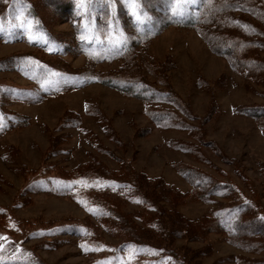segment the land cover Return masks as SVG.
<instances>
[{
	"label": "rangeland",
	"instance_id": "obj_1",
	"mask_svg": "<svg viewBox=\"0 0 264 264\" xmlns=\"http://www.w3.org/2000/svg\"><path fill=\"white\" fill-rule=\"evenodd\" d=\"M140 1L133 7L129 0H116L125 16L142 29L158 28L167 17H175V21L185 18L200 4L180 8L181 15H175L176 5L170 0H157L148 6V2L142 6ZM116 2L74 0L70 24L56 19L53 10L43 8L45 3L41 0L38 9L45 25L53 31L50 39L39 28L34 31L30 19L16 21L21 22L22 39L8 41L0 36V103L3 98L12 101L7 110L0 105V123L4 125L0 130V173L5 176V181L0 183V237H7L0 241L4 248L0 252L3 264H134L137 253H147L145 249L123 244L124 240L133 238L94 221L88 216V208L78 199L56 196L51 184L35 182L34 177L45 174L48 163L70 170L86 160L99 159L109 167H116L115 156L134 157L133 164L138 170L154 177L162 176L184 191L190 192L199 184L196 186H200L203 200L194 198L190 192L179 206L188 218L212 210L231 233L240 211L245 208L238 205L240 199L251 197L258 206L257 214L264 219V129L252 117L236 110V106L264 103L263 87L250 82L245 72L211 50L197 31L171 25L154 39L149 55H152L151 60L156 56L166 59L167 55H174L177 65L169 71V77L173 89L190 101L187 116L182 112L186 124L190 125L187 128H194L201 117L210 115L205 122L207 136L202 129L198 135L190 134L171 119L168 124L153 123L144 113L140 97L81 74L94 66L88 64V68L83 69L86 58L80 53L46 62L34 52L31 46L34 41L56 49L58 41H71L76 35L81 50L108 61L122 48L125 37L124 15H120L122 18L113 15ZM134 11L143 23L137 22ZM116 41L121 42L118 49L113 47ZM5 58H12L11 64H3ZM119 64L112 62L95 67L110 71ZM223 76L226 84L219 87L215 83ZM200 78L205 80L204 84ZM208 84L213 86L207 87ZM211 87L217 106L209 114ZM132 89L151 102H171L170 98L144 85ZM91 102H97L113 119L124 144L112 139L104 123L85 111L86 104ZM69 109L81 115L79 124L62 121L61 116ZM13 111L23 114L28 124L17 125L11 115ZM63 132L70 134L60 150L56 154L50 152L51 137ZM201 136H204V145L193 146L196 150L193 154L182 149V143L173 141L194 142ZM211 139L218 141L224 150L223 157L211 149L212 143L208 142ZM98 140L107 149L97 146ZM185 148L192 149L189 144ZM179 161L196 166L197 171L181 173L173 166ZM224 182L234 183L235 191L230 192L223 186ZM31 183H36L35 192L30 191ZM44 188L51 191L50 194L38 191ZM115 201L121 203L125 212L138 210L136 205L120 199ZM113 221L120 226L117 220ZM254 222L252 219L243 232L231 239L215 233L209 234L206 241L186 236L176 239L174 246H168L180 252L183 259L188 260L186 264H253V261L264 264V240L260 238L261 244L256 246L250 237L260 230L250 232ZM141 241L153 243L149 238ZM82 245L96 250L85 251ZM164 245L167 247L166 243ZM147 258L148 255H142L139 260L148 263L150 258Z\"/></svg>",
	"mask_w": 264,
	"mask_h": 264
},
{
	"label": "trees",
	"instance_id": "obj_2",
	"mask_svg": "<svg viewBox=\"0 0 264 264\" xmlns=\"http://www.w3.org/2000/svg\"><path fill=\"white\" fill-rule=\"evenodd\" d=\"M39 2L41 0H0L1 38L4 37L8 41L13 38L22 39L23 28L20 25L21 22L16 23V21L26 22L27 19H30L33 23L34 31H36L37 27V30L39 28L40 32L47 34L50 39L53 31L43 21L38 9ZM42 2L45 3L43 4L44 9L54 11L53 14L54 17H57L56 19H61V22H70L71 24L70 16L74 11V0H42ZM146 2H148L147 6L154 5L157 0H142L140 5L144 6ZM122 8L121 4L116 2L113 15L117 18L121 17L120 15L122 14L124 15L123 18L121 17L122 28L125 33L124 43L119 52L109 58L108 61L116 64L120 63L110 69V71H104L98 67L112 62L81 50L80 41L78 43L76 35L71 41H64V39L58 41L56 49H49L47 45L41 44L40 41H34L31 46L37 56L39 55L38 57L46 62H52L53 59L51 58L64 59L66 56L80 53L86 58V64L83 69H87L88 64L94 67L99 65L97 68L91 67V70L82 71L81 74L84 73L87 78L94 80V82L119 89L121 87L122 89L120 90L122 92L140 97L144 104V113L153 123L168 124V120L171 119L173 123H178L180 129L186 130L190 134L196 132L198 135L202 129L205 135L207 133L205 122L210 115L199 117L198 124L194 128L188 129L187 127L190 125L186 124L187 119L183 114L186 115L188 113L187 108L190 101L180 96L173 89L169 77V71L173 70L177 65L174 55H167L166 59H159L156 56L152 58L153 60H151L152 55H149L150 46L153 44L154 39L169 26L197 31L211 50L223 56L236 69L245 72L250 82L263 87L261 93L264 97V0H200V4L189 16L178 21L174 20L175 17H167L163 20L166 22L160 27L147 29L138 27L134 21L125 16ZM17 10L19 13H16ZM48 10H44V12ZM21 16L22 18H20ZM50 41L54 42L52 39ZM3 60V64L7 65L11 64L13 59L5 58ZM127 71L130 72L127 73ZM151 78H153V81L150 80ZM224 78L225 76L218 78L215 84L219 87L225 85L226 79ZM200 82L204 84L205 80L200 78ZM156 84L161 85V88L163 86V88L160 89V86ZM137 85H144L148 90L160 92L166 98H170L171 102L169 104L151 102L144 95L133 91L132 88ZM216 85L214 89L217 87ZM210 86L213 85H207V87ZM209 89L212 92L209 112L211 114L215 106H217V100L214 89L212 87ZM2 100L0 105L7 110L8 103L12 101L6 100V98ZM236 110L252 117L259 127L264 129L263 102L236 106ZM85 111L104 123L105 131L112 139L124 144L119 131L113 124V119L97 102L87 103ZM11 115L16 120L17 125L28 124L27 118L23 114L13 111ZM80 116L77 111L69 109L63 113L61 119L63 122H73L77 125L79 124ZM201 122L202 124H200ZM69 134L63 132L60 135H53L51 137L50 152H55L56 154L60 150L63 140H66ZM204 140L203 136L200 140L194 142L182 139H174L173 141L182 143L180 147L191 151L193 154L196 153L193 146L200 147ZM170 141L172 142V140ZM208 142L212 143L211 146L209 145L211 149L216 154H222L221 157H223L224 150L218 141L211 139ZM96 144L97 146L100 145L99 147L102 149H107L101 140H98ZM186 144H189L192 149L185 148ZM110 153L112 154L111 151ZM115 159L117 161L116 167H109L99 159H89L77 164L70 170L48 163L45 167L47 169L45 174H39L34 177L35 182H43L46 186L51 184V187H54L52 193L56 196H71L78 199L88 208V216L94 221L107 229L112 228L117 233L120 232L121 234L122 232L132 237L133 239L124 240L122 243L131 244L137 250L145 249L147 252L138 253L136 256L137 261L134 264H166V262L167 264H186L188 260L183 259L180 252L170 249L168 246L169 244L174 246L176 239L188 236V238L196 241H206L207 236L214 233L231 239L243 232L244 227L252 219L256 223H253L255 225L253 228H249L250 232L260 230H258L259 234L254 232L250 237L254 239L256 246H259L261 241L264 240V219L257 214L258 206L254 204L251 197H248L249 199H244L243 197L240 199L241 201H239L238 205H244L245 208L240 211L234 223L235 229L230 233V228H227L212 210L196 218H188L179 210V206L185 202L190 192L194 198L202 199L200 186H196L199 184L196 183L190 192L184 191L167 182L162 176L154 177L143 170H138L133 164L134 157L127 159L115 156ZM173 166L181 173L197 171L196 166L185 161L174 162ZM197 174L201 175L200 173ZM4 181L5 176L0 173V183ZM68 184H71V187L65 186ZM224 184L223 186L228 188L230 192L235 191L234 183L226 184L224 182ZM34 187H36V183H31L29 186L31 192H35ZM38 191L47 194L51 192L45 188ZM115 199L136 205L138 210L125 212L121 209V203H117ZM89 209L94 211H89ZM109 219L117 220L120 226ZM85 231L88 234V231ZM136 236L139 239L134 238ZM147 238L153 243L141 241ZM165 243L167 247H165ZM142 255H148L150 261L148 263L140 261L139 257ZM149 258L147 259L149 260ZM252 263L261 264L256 261Z\"/></svg>",
	"mask_w": 264,
	"mask_h": 264
},
{
	"label": "snow or ice",
	"instance_id": "obj_3",
	"mask_svg": "<svg viewBox=\"0 0 264 264\" xmlns=\"http://www.w3.org/2000/svg\"><path fill=\"white\" fill-rule=\"evenodd\" d=\"M87 2L91 3V2H93V0H87ZM107 2L108 3H115L116 0H107ZM129 2H130L131 5H133V7H135L137 0H129ZM172 2H174L175 5H176L173 8V13L175 15H181L180 8H186L187 6L195 5V4L199 3L200 0H170V3H172ZM133 15H135L136 20H137L138 23H143V21L141 20V16L137 15L135 11L133 12ZM120 43H121L120 41L114 42L113 47L118 49L119 46H120ZM3 127H4V125L2 123H0V130H3ZM65 186L66 187H71V184H68V185H65ZM89 211H94V210L93 209H89ZM6 239H7V237H0V241L6 240ZM82 247L84 248L85 251H94V250H96L94 248H90V247L84 246V245H82ZM3 250H4L3 245L0 244V252H2ZM0 264H3V261H0ZM105 264H111V262H105Z\"/></svg>",
	"mask_w": 264,
	"mask_h": 264
}]
</instances>
